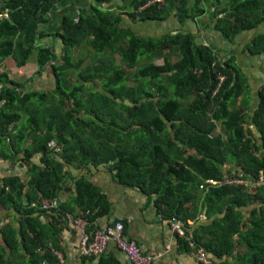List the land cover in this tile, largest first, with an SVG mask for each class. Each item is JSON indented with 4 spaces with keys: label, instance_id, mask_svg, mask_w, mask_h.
Here are the masks:
<instances>
[{
    "label": "trees",
    "instance_id": "obj_1",
    "mask_svg": "<svg viewBox=\"0 0 264 264\" xmlns=\"http://www.w3.org/2000/svg\"><path fill=\"white\" fill-rule=\"evenodd\" d=\"M64 1L70 0H0V66L9 60L20 73L34 55L37 73L51 69L56 87L49 94L23 93L15 77L0 72V159L28 162L39 151L43 165L28 169L26 185L15 176L2 179L0 264H59L67 214L77 209L87 233L107 214L105 195L84 178L74 183L71 203L41 208L58 201L68 178L65 165L87 164L109 165L112 178L144 192L161 218L185 224L195 218L196 202H202L207 218L224 210L223 217L193 230L194 248L209 253L213 264H229L230 258L233 264H264V186L255 192L258 201L247 216L238 208L253 195L240 187L195 194L203 180H219L226 165L254 179L261 172L264 178V91L249 118L247 95L238 102L241 77L232 59L216 61L189 33L155 39L119 27L122 16L133 22L173 17L182 25L205 15L225 40L233 41L264 22V0H124L116 14L108 7L113 0H92L91 9L62 15L58 27L47 31ZM48 36L60 41V55L40 45ZM81 46L96 55L105 52L107 61L101 57L94 67L80 69L83 61L74 60L73 52ZM246 48L250 54L264 52V33ZM71 72L78 73L77 82ZM248 123L258 131L260 145L251 141ZM50 139L61 146L65 165L50 155L45 146ZM200 230L204 240L197 237ZM87 263L90 259H80ZM96 264L114 262L103 254Z\"/></svg>",
    "mask_w": 264,
    "mask_h": 264
},
{
    "label": "crops",
    "instance_id": "obj_2",
    "mask_svg": "<svg viewBox=\"0 0 264 264\" xmlns=\"http://www.w3.org/2000/svg\"><path fill=\"white\" fill-rule=\"evenodd\" d=\"M115 1L116 0H114V2ZM122 3L113 4L112 2L111 5L108 6L111 7L109 11H111L113 14L119 13V9L122 7ZM92 4V0H70L68 2L64 1L62 2L59 10L55 11V13L52 15V23H55L54 20L57 17L60 20L62 15L73 14L74 12L77 13V10L79 8H86L89 10L91 9ZM105 7L107 6L105 5ZM171 18L175 20V18ZM203 18H206L205 20H208L205 15H202L196 20L187 21L182 25H179L176 20L175 22L178 24V26H184V29H188L187 33L192 35L193 42L196 45L207 46L211 50V53L215 56L216 61L225 62L230 59L233 60L236 67L235 69L239 72V77L241 76V80L239 81L241 94L238 102L240 101L242 96L247 95L248 108L245 109V112L248 117L251 118L253 112L257 109L259 96L261 92L264 91V52L250 54L247 51L246 47L253 37L264 33V22L254 29L240 32L233 41H227L223 39V35H221L219 31L213 28L214 21L209 24H198V22H202ZM121 19H123V16ZM192 22H195L196 26L191 27L190 25L192 24ZM163 23L164 22L154 21L141 22L140 26H143L144 24H154L157 27ZM58 25L59 24H57L54 29L57 28ZM49 26L50 24L48 25L47 30ZM129 29H131L132 32H134L136 35L146 38L150 37L156 39L164 35L162 34L160 36H150L145 33H140L139 31L135 32L133 26H130ZM170 33L173 34L172 32ZM48 37L50 39L46 42H43L42 40L41 45L52 48L54 52H57V55H60L62 49L60 41L57 39V37ZM4 64L7 63H3L0 66V71L2 70ZM23 69L24 67L20 70V74L22 75L24 74ZM14 70L16 71L15 67ZM27 71L30 72V70ZM14 75L15 72L8 73V76L10 77ZM35 76L37 77V74ZM21 80L22 84L25 85V87L33 84L32 81H25L23 78ZM46 81L48 82V79L46 78L45 74L39 77L38 88L40 87V93H47L46 91H42V89H44ZM88 86H93V84H90ZM216 129L219 130V124H217ZM246 129L251 132V141L255 142L257 145H260L261 141L258 138L259 134L255 127L248 123L246 125ZM27 143L28 142H26L25 144ZM45 146L50 151V155H53V158L56 162L63 165L66 164L64 160L59 156L60 153L58 152L61 149V146L59 144H56L53 139H50L47 141ZM41 158L42 153L37 151L30 158V160H28V162L21 163L16 158L12 162L9 160L0 159V181H2V179L5 177L15 176L21 183L26 185L28 180H30V176L27 175L28 169H30L32 165L43 167ZM225 167H228V169H225ZM225 167L221 169V172L225 173L220 172L221 178L219 180H203L198 184V189L197 191L195 190V194H199V192H206L207 189L215 187H230V185L226 184V181L228 180L249 181V179L254 178L247 174H244L239 167L235 168V166L232 165H226ZM64 170L68 173V178L65 182L64 190L61 194H59V204L71 203L73 196H75L74 183L81 178H84L86 181L97 187L99 189V192L105 195V199L109 203V210L107 214L105 216H101L93 223V230L98 227H103L113 220L122 221L124 226V234H126L129 239L136 242L143 249L146 255L155 256V260L151 264H201L198 260L197 251H200L205 259L210 262V264L215 263L214 258L209 253H206L200 246L194 248L195 241L192 237L193 230L199 228L200 226L207 227L213 220L215 221L216 219L220 218L217 217V214H214L207 218L204 214V209L200 207L202 202L195 203V206L197 208L195 212V218L193 220H186L185 224L179 220L185 231V237H177L170 231L169 225L173 218L169 219L168 216L161 218L156 209V206L153 203V200L151 202H148L146 200V194L139 188L118 184L112 178V173L109 165L103 164L93 166L91 164H87L82 168H78L77 166L74 167L65 165ZM208 180L223 182V184H215L203 187L204 185H206V181ZM1 184L2 183L0 182V186ZM234 186L240 187L242 191L245 192L243 193L245 195H253V197H250V200L244 205V207L238 208L242 213H244L245 216H247L245 211L254 206L256 201H258L257 198L254 197L259 195V191L257 195H255V192L260 187L252 189L250 187L244 186V184ZM221 213L224 214L225 211L223 210V212ZM65 218L67 222V228L64 229L62 238L64 248V258H62L64 259V264H80V259L85 257H82L80 255L77 244L80 238L81 229L85 230L86 221L77 209L72 214H67ZM197 237L204 240L205 236H203L200 230V232L197 234ZM237 253H240L239 249H237ZM56 254L62 256L60 253ZM104 257L108 258L109 260H113L114 264H130L127 258L118 251V249L112 242H109V244L105 248ZM85 259H90L91 264H96L99 260L94 258ZM227 262L229 264L234 263L231 258L227 259Z\"/></svg>",
    "mask_w": 264,
    "mask_h": 264
},
{
    "label": "rangeland",
    "instance_id": "obj_3",
    "mask_svg": "<svg viewBox=\"0 0 264 264\" xmlns=\"http://www.w3.org/2000/svg\"><path fill=\"white\" fill-rule=\"evenodd\" d=\"M122 1H124V0H116L115 2L113 0V4H115V3H120L121 4ZM153 2L154 1H150L148 3V5L153 3ZM112 9H114V8H112ZM119 10L122 11L121 9H119ZM205 19L206 18H203L202 22H198V24H205V23L209 24L210 23V18L208 17V20H205ZM200 20H201V18H200ZM54 21H55V23H52L53 20H51L50 26H49L47 31L53 30L54 27L57 26V24H58V22L60 20L57 17V18H55ZM140 23L141 22L135 23V22L131 21L129 18H127L126 16H123V19H121V22L119 23V27L121 29H128V28H130V26H133V29H134L135 32L139 31L140 33H145V34L150 35V36H160L162 34H166V33H170V32L175 33L173 31H177V30L185 31L183 33H187L188 32V29H184V26H182V27L178 26V24L172 18L168 19L163 24H161V25H159L157 27L154 24H144L143 26H140ZM190 26L191 27L192 26H196L195 22H192V24ZM49 39H50L49 37H47V38L44 37L42 40H43V42H46ZM79 48H84L85 50L84 49H76V51L73 52V59L74 60H80L81 59L83 61V65L80 68L82 70L86 69L88 66H91V65L94 67L93 63H94L95 59L96 60L97 59H101V57H102V59L107 61L105 52L104 53H99L98 55H96L93 50H90L87 47L81 46ZM114 59H115L116 63H118L117 55L114 56ZM176 59H177V55H174L173 56V62H175ZM6 63L7 64H4V67H2V70L0 72H2V71H7L8 73L15 72V76H12V77L13 78L15 77L17 79V80H15V82H17L18 84L22 85V88L19 89L21 92H23V93L39 92L40 91V87L38 88V86H39L38 85V81H39V77L43 76V74H45L46 78L48 79V82L46 81L44 89H42V91H46L47 93H51L52 91L55 90V88H56L55 87V80H53V76H52L53 72H52V70L50 69V70L44 71L41 75H39V73L36 72V70L38 71V68H37V66L35 64L34 55L31 57V60L28 61V63L24 66V69H23L24 70V74L23 75L20 74L18 71L14 70V67H13L11 61L8 60V61H6ZM99 64H100V62H99ZM142 64L143 63H141L140 65H142ZM100 65H103V64H100ZM155 65H158V66L162 65V62L161 61H157V62H155ZM122 69L124 71L128 72V70H126V68H122ZM27 70H30V72H28ZM94 71H95V69L90 71V73H93ZM79 73H80V71H79ZM36 74H37V77L35 76ZM71 76L73 78V81L77 82L76 76H78V73H74L73 74V72H71ZM87 76H88V73H87ZM22 78L25 81H27V80L30 81V82L32 81L33 84L30 85V86L25 87V85L22 84V80H21ZM131 85L133 86L132 83H131ZM96 90H100V86H96ZM45 107H48V105H46ZM70 107H71V105H70ZM225 169H228V167H225ZM221 173H225V172H221ZM211 185H215V182L212 181ZM244 186L249 187V185H244ZM250 188H252V187H250ZM252 189H255V188H252ZM154 205H155V203H154ZM243 210H245V209H243ZM217 217H223V213L217 214ZM10 218L11 217H8L7 221ZM173 220H175V221L180 223V221H178L176 219H173ZM86 224H87V222H86ZM181 226H182V224H181ZM92 231H94V230H92ZM170 231H171V226H170ZM183 231H184V229H183ZM172 234H174V233H172ZM174 235H176V234H174ZM176 236L184 238L185 237V231H184V235L183 236H178V235H176ZM77 247L79 248V241H78ZM143 253H144V251H143ZM153 257L155 258V256H153ZM198 260H199V258H198ZM209 264H210V262H209Z\"/></svg>",
    "mask_w": 264,
    "mask_h": 264
},
{
    "label": "built area",
    "instance_id": "obj_4",
    "mask_svg": "<svg viewBox=\"0 0 264 264\" xmlns=\"http://www.w3.org/2000/svg\"><path fill=\"white\" fill-rule=\"evenodd\" d=\"M219 82L223 81V78L218 79ZM212 180L206 181V185L211 186ZM215 182V181H214ZM231 183V182H229ZM237 183H243L244 185H249V187L257 188L264 186V178L262 173H258L256 179L251 178L249 181H237ZM215 184H223V182H215ZM58 207V201H52L48 203H43L41 208L50 209ZM171 233H174L178 236H183L184 231L181 224L175 220H172L170 223ZM109 242H112L118 251H120L130 264H151L155 258L143 253V249L138 246L134 241L129 240L126 235L123 233V224L116 220L111 224H106L101 228H97L90 233H87L84 229H81L80 238H79V253L82 257L85 258H94L99 259ZM199 256V262L201 264H209V261L205 259L203 254L200 251H197ZM59 264H64V259L62 256L57 255Z\"/></svg>",
    "mask_w": 264,
    "mask_h": 264
},
{
    "label": "clouds",
    "instance_id": "obj_5",
    "mask_svg": "<svg viewBox=\"0 0 264 264\" xmlns=\"http://www.w3.org/2000/svg\"><path fill=\"white\" fill-rule=\"evenodd\" d=\"M229 182H231V183H229ZM226 184L227 185H230V186H232V185H240V184H243V183H237V181H234V180H228V181H226ZM58 205H59V201H58ZM58 208V207H57ZM118 221H120V220H118ZM122 224H123V222L122 221H120ZM98 228H101V227H98ZM97 229V228H96ZM95 230V229H94ZM123 233H124V226H123ZM124 235H126V234H124ZM127 237V236H126ZM128 238V237H127ZM129 239V238H128ZM129 240H131V239H129ZM133 241V240H132ZM138 245V244H137ZM139 246V245H138ZM107 247V246H106ZM116 247V246H115ZM120 252V251H119ZM121 253V252H120ZM104 254V253H103ZM122 254V253H121ZM123 255V254H122ZM124 256V255H123ZM124 257H126V256H124ZM128 260V259H127Z\"/></svg>",
    "mask_w": 264,
    "mask_h": 264
},
{
    "label": "water",
    "instance_id": "obj_6",
    "mask_svg": "<svg viewBox=\"0 0 264 264\" xmlns=\"http://www.w3.org/2000/svg\"><path fill=\"white\" fill-rule=\"evenodd\" d=\"M2 183V181H0Z\"/></svg>",
    "mask_w": 264,
    "mask_h": 264
}]
</instances>
